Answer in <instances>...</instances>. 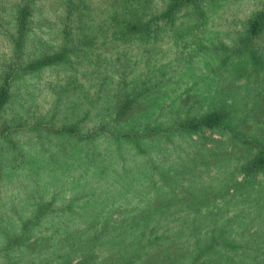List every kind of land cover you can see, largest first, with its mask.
<instances>
[{
    "label": "clouds",
    "instance_id": "obj_1",
    "mask_svg": "<svg viewBox=\"0 0 264 264\" xmlns=\"http://www.w3.org/2000/svg\"><path fill=\"white\" fill-rule=\"evenodd\" d=\"M0 264H264V0H0Z\"/></svg>",
    "mask_w": 264,
    "mask_h": 264
},
{
    "label": "rangeland",
    "instance_id": "obj_2",
    "mask_svg": "<svg viewBox=\"0 0 264 264\" xmlns=\"http://www.w3.org/2000/svg\"><path fill=\"white\" fill-rule=\"evenodd\" d=\"M117 2H118V0H117ZM125 3H127V0H125ZM112 19H113V23L116 24V26H117L116 32L113 33V38L114 39L115 38H119L122 35L123 31H124V26L121 24L118 15H114ZM177 38L178 39H182L183 38V33H178L177 34ZM146 54L149 55L148 66H149V68H151V53L149 52V53H146Z\"/></svg>",
    "mask_w": 264,
    "mask_h": 264
}]
</instances>
